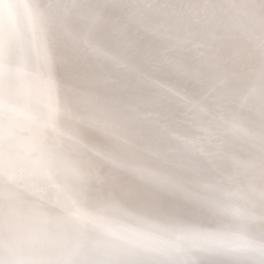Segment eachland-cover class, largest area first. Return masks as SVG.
<instances>
[{"label":"bare ground","instance_id":"bare-ground-1","mask_svg":"<svg viewBox=\"0 0 264 264\" xmlns=\"http://www.w3.org/2000/svg\"><path fill=\"white\" fill-rule=\"evenodd\" d=\"M197 2L213 7L175 19L159 38L105 7L111 0H14V20L34 70L40 63L25 7L32 3L44 9L33 24L46 30L54 55L87 64L121 90L123 128L110 135L92 123L86 84L59 93V127L80 129L86 141L64 137V144L85 169L101 170L116 193L118 206L106 208L107 215L132 222L126 210L150 214L135 193L150 191L146 181L154 174L186 189L190 198L181 203L196 221L242 238L240 258L261 264L264 0Z\"/></svg>","mask_w":264,"mask_h":264},{"label":"snow or ice","instance_id":"snow-or-ice-1","mask_svg":"<svg viewBox=\"0 0 264 264\" xmlns=\"http://www.w3.org/2000/svg\"><path fill=\"white\" fill-rule=\"evenodd\" d=\"M25 7L39 70L25 61L28 42L16 26L14 0H0V264H251L240 258L242 238L197 222L183 207L181 200L190 196L175 181L149 174L151 190L135 195L150 214L126 210L132 222L106 214L118 206L116 193L105 187L101 170L85 169L64 144V137L86 141L80 129L59 127V93L86 84V98L95 105L92 123L110 135L123 128L121 90L87 64L54 55L46 30L33 24L43 7ZM105 7L159 38L175 19L213 6L197 0H111Z\"/></svg>","mask_w":264,"mask_h":264}]
</instances>
